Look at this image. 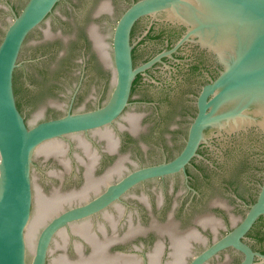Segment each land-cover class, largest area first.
Instances as JSON below:
<instances>
[{"label": "water", "instance_id": "water-1", "mask_svg": "<svg viewBox=\"0 0 264 264\" xmlns=\"http://www.w3.org/2000/svg\"><path fill=\"white\" fill-rule=\"evenodd\" d=\"M162 14L140 44L137 24L135 64L168 23L185 33L133 67L132 26ZM188 42L222 66L196 109L202 77L159 65L128 101L138 72ZM261 134L264 0H0V264H204L229 247L264 264L242 240L264 215ZM246 240L264 249V218Z\"/></svg>", "mask_w": 264, "mask_h": 264}, {"label": "flooded vegetation", "instance_id": "flooded-vegetation-1", "mask_svg": "<svg viewBox=\"0 0 264 264\" xmlns=\"http://www.w3.org/2000/svg\"><path fill=\"white\" fill-rule=\"evenodd\" d=\"M157 17H152V16H143L141 18H139L135 23L134 25L132 26L131 28V32H130V42H131V45H132V49H131V56H132V64H133V67H137L139 66L140 64L144 63L145 61L151 59L153 56H155L156 54L162 52V51H166V50H169L171 49L175 43L181 38V36L185 33L186 31V27L181 25V24H171V23H168V29L169 31L172 33V39H168L167 42L165 43V45L156 53H154L152 56L146 58L145 60H143L140 64H135V61H134V57H133V53H134V47L136 45H134V34H135V29L137 27V24H139L140 22L142 21H146V24L143 26L144 29H142L140 32H139V35L137 36V39L136 41L137 44H140L142 42V40L144 38H147V37H152V36H156V34L158 32H156V28H157V25H160L162 23H164L163 19H165V15L162 14V15H156ZM156 33V34H155ZM139 38V40H138ZM192 46V48H191ZM191 48V50H190ZM192 53V54H190ZM159 65L162 69H165V70H168L171 74H177L181 71V68H184L185 71H187V73H191V74H194V75H198V76H201L202 79H201V83L198 87V91L195 92L193 95H192V98L194 100V103H195V109H196V100H197V96H198V93L200 92L201 90V87L206 84V83H210L211 81H213L216 76L218 75L219 71L222 69V66L221 64L217 61L216 57L214 56L213 52L212 51H208L207 49H204V48H201L199 47L196 43H183L182 45H180L174 52L171 53V55L169 56H163L161 57L160 61H157L156 63H154L152 66H150L149 68L145 69L144 71H141V72H138L133 81H132V85H131V90H130V95H129V100L130 101V98H131V95H132V91L134 89V87L140 83L141 81H149L150 78H152L154 76V73H153V70L156 68V66ZM196 114V110H195V113L192 117V119L194 118ZM191 119V121H192ZM188 131V130H187ZM258 133V132H257ZM260 134V133H259ZM262 137H264V134H261ZM118 137V136H117ZM202 146V144L199 145L198 149H197V153H199L200 151V147ZM183 147V146H182ZM181 150V149H180ZM179 150V151H180ZM118 153V149L117 151L115 152H110L106 149V151H101L100 155L99 156V160H101L104 156L105 157H111L113 156V154H116ZM96 155H97V152H96ZM173 158V157H172ZM194 158V157H193ZM192 158V159H193ZM191 159V160H192ZM83 160V159H82ZM80 160L78 162V164H81V161ZM190 160V161H191ZM189 161V163H190ZM94 163V162H93ZM80 166V165H79ZM97 168V156H96V159H95V164H94V167H93V170L95 171ZM92 170V171H93ZM180 172V171H178ZM177 173V172H176ZM126 174V173H125ZM124 174V175H125ZM93 175H94V172H93ZM171 175V174H169ZM123 176V175H120L119 177H117L115 179H112L111 182H109L108 184L110 183H114L116 182L117 180H119V178ZM166 176L168 175H165V176H161V177H155V178H150V179H146L140 183H137L136 185H134L133 187H131L129 190H127V192H125L123 195L120 196L119 199L115 200L114 202L116 201H119L121 203V207H126L127 202L123 199V196L125 194H128L129 191L135 189L138 185H144L146 182H148L149 180H154V179H164ZM263 178V176H262ZM262 182V179L260 181V184ZM106 184L105 187H100V191L98 192H94L93 190H90L89 191V194H88V197L86 199H84V201L82 202H79L77 204H75L74 206H77V205H80V204H83L87 201H89L90 199L94 198L97 196V194H99L100 192H102L106 186L108 185ZM97 189V188H95ZM190 189H192L190 187ZM91 192L93 195H91ZM146 194V192H142V194ZM90 195V196H89ZM142 199H146L145 197H143ZM114 202H112L111 204H113ZM254 202V201H253ZM252 202V203H253ZM111 204H109L107 207L103 208L102 210H106ZM120 205V204H119ZM73 207V206H72ZM102 210H100L99 212H101ZM61 213V212H60ZM97 212L93 213L92 215L96 214ZM261 218H264V215L260 216L256 221L255 223L261 219ZM221 220L223 221V219L221 218ZM255 223L253 224V226L247 231V233L245 234V236L243 237V241L245 243H247L250 248L254 251V252H258V253H261V254H264V249H257V248H254L250 242L248 240H246V236H248V234L250 233L251 229L254 227ZM231 228L227 229L226 232H228ZM225 232V233H226ZM223 233V234H225ZM223 234L217 236V237H220L222 236ZM212 242V240H209V242L206 244L209 245L210 243ZM116 244V243H115ZM205 247V246H204ZM203 247V248H204ZM202 248V249H203ZM201 249V250H202ZM200 250V251H201ZM228 250H233L234 252H237L238 254H240V259L237 263L235 264H238L240 262V260L242 259V253L239 252L238 250L236 249H233L231 247L229 248H226L224 250H221L219 251L215 256H213L212 258H210L208 262H211V260H213L214 258L216 257H219L220 255H222L225 251H228ZM199 252V251H198ZM198 252H196L195 254H197ZM194 254V255H195ZM193 255V256H194ZM191 256V258L193 257ZM228 258V255L226 256ZM190 258V259H191ZM260 258L255 256L254 258V261H259ZM188 262V261H187ZM207 263H204V264H207Z\"/></svg>", "mask_w": 264, "mask_h": 264}]
</instances>
